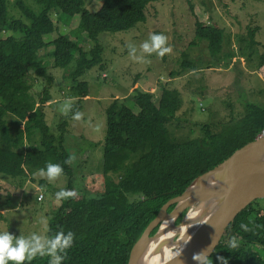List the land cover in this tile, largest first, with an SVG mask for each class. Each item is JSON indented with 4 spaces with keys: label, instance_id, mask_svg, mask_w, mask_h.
Listing matches in <instances>:
<instances>
[{
    "label": "trees",
    "instance_id": "16d2710c",
    "mask_svg": "<svg viewBox=\"0 0 264 264\" xmlns=\"http://www.w3.org/2000/svg\"><path fill=\"white\" fill-rule=\"evenodd\" d=\"M100 1V9L91 13L83 7L82 0H33L39 6L35 14L21 0H15L16 8L28 21L24 24L9 19L7 0H0V33L12 31L21 35L17 39L9 36L0 40L1 175L32 183L33 173L46 171L50 162L63 168L61 176L67 178L63 189L74 190V173L70 164L65 163L70 157L66 140L71 120L88 93L86 83L80 78L94 67L104 68L98 36L126 32L144 23L146 8L155 0ZM50 11L66 18V24L78 16V26L69 35H59L45 43L43 37L55 29L49 19ZM194 18V37L206 42L209 58L215 61L222 49L223 31L215 23L206 26L195 15ZM259 31L258 26L245 29L246 48L258 45L255 37ZM81 34L93 42L86 51L78 44ZM71 36L78 38L77 42ZM48 45L52 47L49 52L52 66L67 73L73 84L70 90L78 96L77 103L54 129L46 124L44 114L52 79L37 55ZM182 55L181 66L195 69L186 54ZM73 60L74 65L70 66ZM263 63L264 52L260 55V64ZM33 81L42 83L36 95L30 92ZM134 103L137 113L117 100L106 107L102 192L59 199L47 223L45 236L49 247L61 231L65 236L74 233L66 255L57 249L56 254L64 256L61 264H127L132 246L167 201L179 196L196 177L233 150L255 139L264 128V102L245 101L242 115L225 121L218 130L212 131L208 123H203L201 135L177 140L167 127L181 106L177 89L163 87L158 104H154L149 92L137 91ZM8 116L14 119L13 128ZM37 184L39 189L45 185L43 181ZM261 201L264 200L249 203L235 216L212 247L205 264H264V258L248 248L250 245L264 249V202L260 204ZM172 209L173 206L168 212ZM233 237L237 241L235 248L231 247ZM50 259L47 255H37L24 264H49Z\"/></svg>",
    "mask_w": 264,
    "mask_h": 264
},
{
    "label": "rangeland",
    "instance_id": "374dc122",
    "mask_svg": "<svg viewBox=\"0 0 264 264\" xmlns=\"http://www.w3.org/2000/svg\"><path fill=\"white\" fill-rule=\"evenodd\" d=\"M14 1L7 0L8 18L27 24ZM21 2L31 12L38 13L39 6L33 0ZM82 2L91 13L101 7L100 0ZM194 15L206 26L215 23L223 31L222 49L215 61L209 58L206 42L194 37ZM58 16L57 11H50L49 19L55 29L43 37V42L69 35L77 28L78 16L73 17L70 24L65 23L64 17L59 16V20ZM256 26L260 28L255 37L258 45L246 48L245 29ZM152 34L165 35L168 38L165 46L172 48L171 53L161 58L155 52H144L142 44L151 43ZM9 36L17 39L21 35L4 31L0 33V40ZM70 39L78 40L72 36ZM97 41L103 47L105 65L103 69L94 67L85 71L80 78L88 88L78 111L83 117L79 121L71 120L66 140L69 155L76 158L70 166L74 173L72 185L78 195H98L103 190L105 110L112 101L117 100L137 113L134 103L137 91L149 92L154 104H158L163 87L177 89L181 106L167 124L171 136L177 140L201 135L203 123H208L212 131L218 130L225 121L242 115L245 101L264 102V63L260 64V55L264 52V0H155L146 8L144 23L126 32L102 33ZM78 44L84 51L93 46L83 34ZM50 49L48 45L37 55L52 79L44 114L46 124L54 129L59 119L69 113L70 108L64 111L65 103L70 107L75 105L78 96L70 90L73 84L67 73L52 66ZM183 52L195 69L181 66ZM76 55L74 53V57ZM73 65L74 60L70 63ZM41 88L40 81H33L30 92L36 95ZM7 118L13 128V117ZM32 178L31 183L27 179H12L0 174V234L9 232L13 236V246L19 237L34 244L32 237L37 236L47 253L50 248L45 236L47 223L60 203L56 198L57 190L64 188L67 178L60 176L49 182L39 172L33 173ZM39 181L45 184L41 189ZM38 195H41L39 201L36 200ZM248 248L264 258V249L250 245Z\"/></svg>",
    "mask_w": 264,
    "mask_h": 264
},
{
    "label": "water",
    "instance_id": "95a60500",
    "mask_svg": "<svg viewBox=\"0 0 264 264\" xmlns=\"http://www.w3.org/2000/svg\"><path fill=\"white\" fill-rule=\"evenodd\" d=\"M259 199H264V135L233 150L196 177L179 196L167 201L132 246L127 264H144L148 244L158 239L168 225L172 228L189 226L191 222L185 219L193 206L198 213L196 234L169 264H199L193 254L200 252L205 253V264L212 247L235 216ZM163 225L166 227L162 229Z\"/></svg>",
    "mask_w": 264,
    "mask_h": 264
},
{
    "label": "clouds",
    "instance_id": "9594fccd",
    "mask_svg": "<svg viewBox=\"0 0 264 264\" xmlns=\"http://www.w3.org/2000/svg\"><path fill=\"white\" fill-rule=\"evenodd\" d=\"M151 43L144 42L142 48L144 52L153 53L155 52L159 57H163L165 54L171 53L172 48L170 46H165L167 44L168 38L163 34H152L150 36ZM131 45H128L130 48ZM132 52L135 51L134 48L131 49ZM134 59V58H133ZM70 108L69 103H65L64 111L67 112ZM83 113L76 112L73 116L74 120H81ZM75 156H70L68 160L65 161L66 164H71L75 160ZM63 173V168L59 164L48 163L45 169L39 170V175L41 177L46 176L49 182L60 177ZM77 192L75 190H64L61 189L56 193L57 199H67L69 197H76ZM74 238V233L68 232L65 236L63 231L57 234L56 238L50 242V248L48 252H44V244L41 243L40 238L33 236L32 239L35 240L34 244H30L24 237H19L16 239V244L13 246V236L9 232H4L0 234V264H8L9 261L14 262V264H24V261L31 262L37 255L40 256H51L49 264H61L64 256L57 255V249L66 255V250L72 246ZM231 247H237L236 238L233 237L231 241ZM205 253H194L193 259L199 264H203Z\"/></svg>",
    "mask_w": 264,
    "mask_h": 264
},
{
    "label": "bare ground",
    "instance_id": "6f19581e",
    "mask_svg": "<svg viewBox=\"0 0 264 264\" xmlns=\"http://www.w3.org/2000/svg\"><path fill=\"white\" fill-rule=\"evenodd\" d=\"M191 207L186 215L189 226L172 228L168 225L158 239L152 240L146 249L144 264H169L191 241L197 230V209ZM166 225L162 226V229Z\"/></svg>",
    "mask_w": 264,
    "mask_h": 264
},
{
    "label": "built area",
    "instance_id": "2783aa9c",
    "mask_svg": "<svg viewBox=\"0 0 264 264\" xmlns=\"http://www.w3.org/2000/svg\"><path fill=\"white\" fill-rule=\"evenodd\" d=\"M102 76H104V73H103ZM261 135H264V128H263V129L261 130V132L258 134V136H261ZM40 199H41V196L38 195L37 198H36V200L39 201Z\"/></svg>",
    "mask_w": 264,
    "mask_h": 264
}]
</instances>
